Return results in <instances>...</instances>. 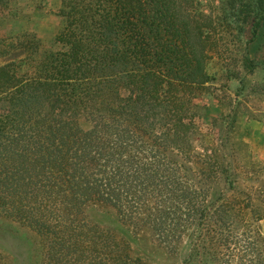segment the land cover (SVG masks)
Masks as SVG:
<instances>
[{"label": "trees", "instance_id": "16d2710c", "mask_svg": "<svg viewBox=\"0 0 264 264\" xmlns=\"http://www.w3.org/2000/svg\"><path fill=\"white\" fill-rule=\"evenodd\" d=\"M223 5L61 0L50 48L0 39V213L89 264H145L131 249L144 236L184 264H264V196L239 189L229 162L235 119L214 120L211 140L197 122L211 55L264 24V0Z\"/></svg>", "mask_w": 264, "mask_h": 264}, {"label": "rangeland", "instance_id": "374dc122", "mask_svg": "<svg viewBox=\"0 0 264 264\" xmlns=\"http://www.w3.org/2000/svg\"><path fill=\"white\" fill-rule=\"evenodd\" d=\"M203 10L220 15L225 0H197ZM61 0H0V39H8L24 33L35 34L45 49L52 46L62 20L58 16ZM226 34L225 49L220 56L211 55L207 72L213 79L199 102L206 111L198 125L207 139H216L218 128L213 121L235 119V128L230 130L235 143L230 148L229 162L237 186L255 199L264 196V24L254 41L249 29L244 33ZM247 53L257 66L251 74L243 66ZM221 121L224 134L229 129ZM212 134V136H211ZM91 220H98L102 227L117 226L114 216L88 213ZM264 237V216L260 222ZM59 230V229H58ZM60 237V235H58ZM134 256L145 264H184L185 251L169 252L149 236L137 239L131 245ZM80 254L68 242L43 239L30 228L11 221L0 213V264H89L80 260Z\"/></svg>", "mask_w": 264, "mask_h": 264}]
</instances>
